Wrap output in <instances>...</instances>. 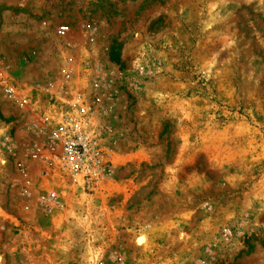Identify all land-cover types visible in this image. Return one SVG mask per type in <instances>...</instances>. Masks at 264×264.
Segmentation results:
<instances>
[{
  "label": "rangeland",
  "instance_id": "rangeland-1",
  "mask_svg": "<svg viewBox=\"0 0 264 264\" xmlns=\"http://www.w3.org/2000/svg\"><path fill=\"white\" fill-rule=\"evenodd\" d=\"M0 70V264H264V0H0ZM58 85L97 180L48 165Z\"/></svg>",
  "mask_w": 264,
  "mask_h": 264
},
{
  "label": "built area",
  "instance_id": "built-area-1",
  "mask_svg": "<svg viewBox=\"0 0 264 264\" xmlns=\"http://www.w3.org/2000/svg\"><path fill=\"white\" fill-rule=\"evenodd\" d=\"M58 32L65 35L66 28L62 27ZM70 76L66 74L65 79ZM0 85L20 107L27 104L18 83L2 70ZM56 89L52 90L56 93L51 98L49 111L41 118L48 139V165L52 170L67 172L76 182L97 180L105 170L106 156L89 126V116L82 108L85 103L83 88L76 87L74 95H69V85H58Z\"/></svg>",
  "mask_w": 264,
  "mask_h": 264
},
{
  "label": "bare ground",
  "instance_id": "bare-ground-1",
  "mask_svg": "<svg viewBox=\"0 0 264 264\" xmlns=\"http://www.w3.org/2000/svg\"><path fill=\"white\" fill-rule=\"evenodd\" d=\"M141 238V237H140ZM144 240V238L142 237L141 239H139V243L141 242V241H143Z\"/></svg>",
  "mask_w": 264,
  "mask_h": 264
}]
</instances>
